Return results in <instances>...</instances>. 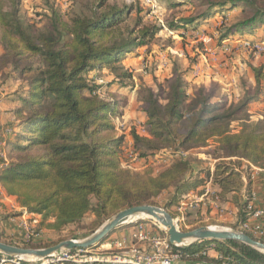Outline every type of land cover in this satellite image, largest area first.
<instances>
[{"label": "trees", "instance_id": "obj_1", "mask_svg": "<svg viewBox=\"0 0 264 264\" xmlns=\"http://www.w3.org/2000/svg\"><path fill=\"white\" fill-rule=\"evenodd\" d=\"M154 1L171 11L164 24L144 23L141 9L132 3L88 0L63 15L53 0H42L45 8L36 14L45 25L38 26L22 16V0H0V82L22 83L6 98L20 106L3 139L0 185L23 211L39 215L35 233L40 228L56 233L80 228L88 215L90 228H98L113 213L154 204L159 196L165 198L164 208L176 209L181 197L209 176L219 188L213 195L216 201L241 192L243 200L236 203L232 196L233 203L238 222L246 219L250 190L242 181V161L264 168V117L252 121L248 112L251 103L264 100L262 68H252L253 86L237 101H217L202 86L187 92L184 77L190 69H174L166 86H143V128L132 127L127 134L138 156L146 163L161 149L188 152L154 172L121 166L125 136L116 134L112 119L122 115L127 99L113 96L112 90L130 91L135 84L131 69L113 64L138 56L163 28L183 34L214 17L222 22L211 39L262 41L264 0ZM105 65L115 78L98 82L94 74ZM210 160L215 161L212 170ZM0 241L13 244L1 233ZM211 242L181 246L183 260L264 264V253L237 241H213L217 255L210 256L203 251Z\"/></svg>", "mask_w": 264, "mask_h": 264}, {"label": "rangeland", "instance_id": "obj_2", "mask_svg": "<svg viewBox=\"0 0 264 264\" xmlns=\"http://www.w3.org/2000/svg\"><path fill=\"white\" fill-rule=\"evenodd\" d=\"M87 1L53 0L55 6L61 10L63 15L81 8ZM109 2L118 6L130 3L136 5L137 8L141 9L140 15L143 16L144 23L164 24L171 16V11L169 12L163 7H158V4L154 0H109ZM44 8L42 0H22L21 14L31 21L33 20L38 26H43L45 25L43 17H39L36 13L41 12ZM233 12H236V10ZM134 15L128 21L131 25ZM221 22L220 17H214L209 20V27L206 28L207 24L204 23L199 28L184 31L183 34L171 32L163 28L149 45L139 50V56L129 55L127 58L113 64L115 66H126L131 69L135 84L130 91L122 92L123 89L121 87H116V89L112 90L113 96L117 98L126 97L127 99L122 115L113 119L117 125L119 135L125 136L121 145V149L123 150L121 152V159L123 162H127L126 151L132 148V143L126 135L132 127H136L138 130H142L143 128V105L139 100L143 92V86L152 88H157L159 85L166 86V82L174 69L181 72L190 69L191 76L188 78L184 77L187 92L191 93L196 86H202L207 91L213 93L214 99L219 101L234 99L237 101L239 96L241 97L247 89H251L253 86L254 74L252 68H262L264 71V52L258 53L252 47L245 46L243 42L247 41L246 39L231 37L221 42L215 36L213 37L214 39L210 38L211 34L215 31V26H218ZM144 66L145 68L143 69ZM195 72H198V74L194 75ZM232 74L234 75V81L232 79L228 80V75L231 76ZM94 76L98 82L106 83L115 78V73L110 68V65H105ZM19 84L22 83L12 79L2 83L3 96L13 94ZM3 96L0 97L1 136H3L5 130L11 129V125L15 121L14 110L20 106V103L8 100L3 103ZM249 108L253 116L255 113H260L261 119L264 117V100L251 103ZM198 152V150L191 151L193 154ZM166 157L164 154L161 156L154 154L145 163L137 156L136 159L127 163L132 167H148L152 168L154 172H158L166 165ZM199 157L205 158L204 156ZM210 161L213 162L214 160ZM242 164V170H245V163L243 161ZM164 199L163 196L153 199V205L164 208ZM164 209L172 215L176 210L172 208ZM173 217L177 218L176 215H173ZM39 218H23L21 235L17 237L7 236L5 239L13 240L14 245L22 246L23 243H27L36 246L34 248H44L66 239H83L97 229L90 228L92 216L88 215L80 228L72 227L61 233L40 228L33 236H27V233L30 235L31 230H35ZM136 222L146 223L145 227L150 236L157 237L160 235L167 237L164 231L161 234V231H159L160 225L155 220L147 217H135L124 223L117 230L111 232L101 244L87 249L57 252L44 259L25 257L23 260L20 259V264H41L45 261H48L45 264H121L123 261L127 262L125 260L133 261L148 249L147 243L136 241L133 237L134 232L137 230ZM209 223L205 225L236 229L220 222ZM195 225H184L182 221L177 222L178 228L184 230L195 227ZM125 233H129V235H125ZM120 234H124V236L121 237ZM127 238L129 239L127 240ZM182 245L184 246L186 243L179 246ZM207 247H210V245H207Z\"/></svg>", "mask_w": 264, "mask_h": 264}, {"label": "water", "instance_id": "obj_3", "mask_svg": "<svg viewBox=\"0 0 264 264\" xmlns=\"http://www.w3.org/2000/svg\"><path fill=\"white\" fill-rule=\"evenodd\" d=\"M135 217H148L160 225L167 235L168 242L174 247L194 241H237L264 253V242L238 230L212 225H201L191 229H180L175 218L166 209L153 204H139L123 208L105 220L96 230L83 239H66L44 248L23 247L0 241V254L17 259L25 257L44 259L61 251L87 249L101 242L114 230Z\"/></svg>", "mask_w": 264, "mask_h": 264}, {"label": "crops", "instance_id": "obj_4", "mask_svg": "<svg viewBox=\"0 0 264 264\" xmlns=\"http://www.w3.org/2000/svg\"><path fill=\"white\" fill-rule=\"evenodd\" d=\"M208 25H209V23L207 24L206 28L209 27ZM189 76H191V75L189 74L186 77L188 78ZM230 79H232L234 81V75L233 74L231 76L228 75V80H230ZM6 98H7V95L3 96V100H4V101L2 100L3 103L7 101ZM215 100H217V99H215ZM217 101H219V100H217ZM254 103H256V102H254ZM248 112L250 113L249 114L250 120L257 121V120L261 119L260 113H255V115L253 116L251 114L252 112H251L250 108H248ZM113 119H112V122L115 125L116 134L119 135V133L117 132V125ZM9 133H10V129L5 130V133L3 134V136L0 135V141L2 139H4L6 137V135H8ZM126 136H128V135H126ZM189 152H191V151H189ZM199 156L205 157V155L203 153H199L198 157ZM169 161L170 160H168L166 162H169ZM214 162L215 161L210 163V166H211L210 169L211 170H212V165ZM243 162L245 163L246 169L242 170V166H243V164H242L241 171H240V173L242 175V181H243L245 186H248V189L250 190V192H252L254 194L255 206L257 208H260L263 210V216L261 217V221L264 224V168L252 166L247 161H243ZM211 173H212V171H211ZM204 187H208L210 189V193L206 197L203 196ZM216 192H219V188L217 185H215L212 182V177L209 176L204 185H202V186H200L194 190H191L187 194H185L188 196V198L191 197L193 200H198V201L195 204H193L191 207L186 209V211H185L186 213L184 215V220H183L182 224H184V225H195L197 223L210 224L209 222H212V223L220 222V223H223L224 225H228L230 227H232L236 224L239 225V223L241 221L238 222L239 220L237 217V207L234 205L233 199L235 197L236 203L237 202L239 203L240 200H243L244 196H242L240 191L237 193L232 192L227 196V199L225 201L221 202V201H216L213 198V195ZM232 196H234V197H232ZM0 215L3 216L2 218H0V233L3 234V236H5V237H7V236L17 237V236L21 235V233H22L21 223L23 222V218L39 217V215H35L32 213H27V212L23 211L18 206V204L16 203L14 197L6 195V193L3 191L1 185H0ZM144 224H146V223H144ZM126 231H128V230H126ZM159 231L162 232V230H160V228H159ZM126 234L129 235V233H125V235ZM120 236L122 237V236H124V234H120ZM128 239L129 238H127V240ZM208 255L215 257L217 255V253L215 250L211 249V250H209Z\"/></svg>", "mask_w": 264, "mask_h": 264}, {"label": "built area", "instance_id": "obj_5", "mask_svg": "<svg viewBox=\"0 0 264 264\" xmlns=\"http://www.w3.org/2000/svg\"><path fill=\"white\" fill-rule=\"evenodd\" d=\"M210 40V39H209ZM244 41V40H243ZM242 41V42H243ZM245 46L252 47L256 52L262 53L264 52V42L259 41L255 43H250L248 40L243 42ZM145 66L143 67V69ZM198 72H195L194 75H197ZM3 95L2 86L0 84V97ZM3 147L4 142L3 139L0 141V156H3ZM123 152V150H122ZM127 162L134 160L137 158L138 154L136 150L132 147L131 149L126 151ZM166 155L167 160H171L176 156H186L188 152H173L168 149H161L155 155ZM127 162H123L121 159V166L124 168L137 169L136 167L130 166ZM210 189L208 187H204L203 196L206 197L209 195ZM255 196L252 192H250L247 198L246 204V219L239 223L236 229L241 230L247 234L252 235L254 238L261 240L264 242V224L261 221V217L263 216V210L257 208L254 204ZM198 200H193L191 197L188 198L187 195L181 197L179 201V205L176 208V212L178 213L175 219L176 222H180L184 220V215L186 209L195 204ZM137 230L134 232L133 237L136 241L147 243L148 249L145 253L138 256L135 260H125L127 262H121V264H210L207 262H193V261H185L183 260V253L179 249L180 247H173L169 242L168 238L164 236H150L149 232H147L145 224L142 222H136ZM23 225V222L21 223ZM34 231L31 230V234L27 233V236H33ZM214 245L210 244V247L204 248V253L208 254L209 250L213 249ZM80 250V249H79ZM137 251V250H135ZM73 257V256H72ZM97 261V260H95ZM48 261L42 262L41 264H45ZM115 262V261H114ZM0 264H20V259L11 258L0 254Z\"/></svg>", "mask_w": 264, "mask_h": 264}, {"label": "bare ground", "instance_id": "obj_6", "mask_svg": "<svg viewBox=\"0 0 264 264\" xmlns=\"http://www.w3.org/2000/svg\"><path fill=\"white\" fill-rule=\"evenodd\" d=\"M148 218V217H147ZM183 246V245H182Z\"/></svg>", "mask_w": 264, "mask_h": 264}]
</instances>
